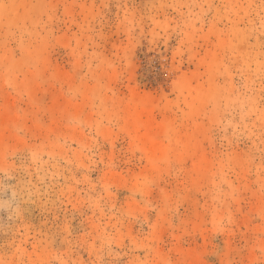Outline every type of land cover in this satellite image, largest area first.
Here are the masks:
<instances>
[{"label":"rangeland","instance_id":"rangeland-1","mask_svg":"<svg viewBox=\"0 0 264 264\" xmlns=\"http://www.w3.org/2000/svg\"><path fill=\"white\" fill-rule=\"evenodd\" d=\"M0 264H264V0H0Z\"/></svg>","mask_w":264,"mask_h":264},{"label":"bare ground","instance_id":"bare-ground-1","mask_svg":"<svg viewBox=\"0 0 264 264\" xmlns=\"http://www.w3.org/2000/svg\"><path fill=\"white\" fill-rule=\"evenodd\" d=\"M134 99V98H133ZM136 100V99H135ZM136 101H138V100H136ZM142 104V103H141ZM139 112L138 113H136L135 114V116H134V119L133 120H135V122H138V123H140L141 122V117L142 116H144L145 118H146V121H145V125L146 126H150L151 124H150V121H149V108H147V107H144V105L142 104V105H139ZM132 123H134V121L132 122ZM136 124V123H135ZM139 126V125H138ZM137 126V127H138ZM141 126V125H140ZM142 128V127H141ZM138 129V128H137ZM163 129V128H162ZM153 131V130H152ZM151 131V132H152ZM150 132V131H149ZM162 133V132H161ZM150 137V136H149ZM160 137V136H159ZM143 140V139H142ZM141 140V141H142ZM152 140L150 139V138H148V139H146V140H144V142L147 144V146H151V149H152V151H154V149L152 148V142H151ZM156 146V145H155ZM157 148V147H156ZM148 149V148H147ZM149 150V149H148Z\"/></svg>","mask_w":264,"mask_h":264}]
</instances>
